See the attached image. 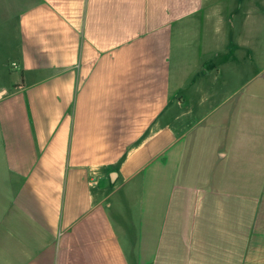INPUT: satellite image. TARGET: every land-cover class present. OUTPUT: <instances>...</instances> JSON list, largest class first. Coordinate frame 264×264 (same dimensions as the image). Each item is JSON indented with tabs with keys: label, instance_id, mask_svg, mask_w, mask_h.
Listing matches in <instances>:
<instances>
[{
	"label": "crops",
	"instance_id": "crops-1",
	"mask_svg": "<svg viewBox=\"0 0 264 264\" xmlns=\"http://www.w3.org/2000/svg\"><path fill=\"white\" fill-rule=\"evenodd\" d=\"M263 74L264 0H0V264H264Z\"/></svg>",
	"mask_w": 264,
	"mask_h": 264
},
{
	"label": "rangeland",
	"instance_id": "rangeland-1",
	"mask_svg": "<svg viewBox=\"0 0 264 264\" xmlns=\"http://www.w3.org/2000/svg\"><path fill=\"white\" fill-rule=\"evenodd\" d=\"M258 86H259V88H257V91H259L260 93L263 94L264 93V74L261 76ZM255 89H256V86H255ZM244 91L245 92H253L254 90H253V87L247 86Z\"/></svg>",
	"mask_w": 264,
	"mask_h": 264
}]
</instances>
